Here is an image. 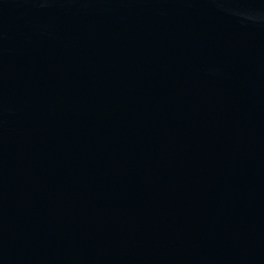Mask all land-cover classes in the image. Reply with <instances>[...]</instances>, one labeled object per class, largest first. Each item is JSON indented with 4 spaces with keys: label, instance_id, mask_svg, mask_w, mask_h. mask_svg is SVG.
I'll list each match as a JSON object with an SVG mask.
<instances>
[{
    "label": "water",
    "instance_id": "water-1",
    "mask_svg": "<svg viewBox=\"0 0 264 264\" xmlns=\"http://www.w3.org/2000/svg\"><path fill=\"white\" fill-rule=\"evenodd\" d=\"M0 264H264V0H0Z\"/></svg>",
    "mask_w": 264,
    "mask_h": 264
}]
</instances>
